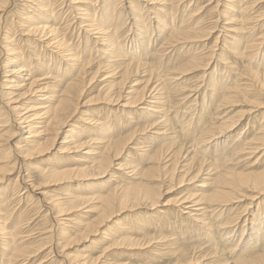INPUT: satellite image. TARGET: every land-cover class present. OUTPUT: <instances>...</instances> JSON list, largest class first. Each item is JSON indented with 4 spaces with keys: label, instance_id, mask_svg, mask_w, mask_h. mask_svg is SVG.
Masks as SVG:
<instances>
[{
    "label": "bare ground",
    "instance_id": "obj_1",
    "mask_svg": "<svg viewBox=\"0 0 264 264\" xmlns=\"http://www.w3.org/2000/svg\"><path fill=\"white\" fill-rule=\"evenodd\" d=\"M107 1L108 0H102L101 2L103 4H106ZM125 1L129 2L131 0H125ZM143 1L145 3H152L153 1H157V0H143ZM225 1H228V3H226L225 5V10L223 14L226 18L223 16L222 17L225 18V20L227 21L226 25L228 27H226L225 25V27L222 30L223 33H222L221 43L223 41H226L228 45H223L224 48L233 51L235 54H237V56L245 57L247 54H249L247 52L248 49L258 50L264 44L263 42L264 36L257 38L256 34H253L260 20L256 19L257 17L247 18L245 19V21H247L248 19H249L248 21H250L252 19L253 23H247V24L245 23L244 25L233 27L234 26L233 23L239 20L242 12L244 11V9L239 6L243 2L242 0H225ZM73 2L76 3L75 9L78 10L76 14L81 15L83 18V21L78 24L79 29L80 30L82 29L86 33V37L88 35L91 36L92 38L94 37V39H96V42L107 43L106 44L107 46L104 47L103 49L104 50L103 53H106V56L108 58L122 57L121 47H124L126 42L125 41L126 36H124V33L122 31L127 24L130 25L129 31H133L134 29L136 33L138 32L137 34L142 33V35L145 34L147 36L148 30H145L146 27L144 24L146 23V21L150 20V18H148L150 15L146 17H142V12L144 9H146V6H144L141 9V11H139L137 7L131 6L132 8L128 9V11H126V13L123 14L122 11L120 10L121 6L119 8H116L117 7L116 5L118 4L113 3L110 9H108L106 12L108 13L106 19L103 18L102 20H97L96 18L98 11L97 8H94L92 11H88L87 9L84 8V6L80 5L81 0H73ZM219 2L220 0H218L216 4L219 5ZM48 3L49 0H37V4L35 3L36 5H34V7L30 6L29 9L26 8L27 10L23 15L22 21L24 23H27L28 27H27V31L26 30L24 31L27 32L24 33V35L32 36L34 38V44L42 43L44 47H46V49H49L52 52H55L56 50V54L59 55L65 54L64 58L66 59L67 62L78 61V59L80 58L77 52L79 46L78 47L71 46V43L66 38V32L62 31L68 26L66 25L68 24L67 21L61 22L62 20L61 18H59L58 15L60 11L59 13H57L55 8H53V10H49L48 9L49 6L47 5ZM166 3H168L170 6L173 7L170 9V13L172 12V15L168 16L171 25L170 28L167 30L166 35H168L169 38L167 39L165 45L173 49L174 48L176 49L178 47L177 50L179 49L186 50L188 48L189 50L188 52L190 53V55H192L194 51L192 52L191 49L194 48L197 45V43L199 44V42L202 41L200 35L201 33H205V29H204L205 24H203V21L198 22L199 19L197 17L195 18L190 13V17H188V19L185 20L182 19V22H180L182 24H179L178 26L177 24L173 23L174 16L177 14L179 10L178 7L182 4L193 3V2L190 0H166ZM7 4H9V0H0V11H2V9L5 8ZM235 5H238L236 9H235L236 7ZM164 6L168 7V5H164ZM158 11L162 13L161 9H159ZM233 11H237L240 14L238 15L237 12H233ZM152 13L153 12H151V14ZM156 29L157 32L161 34L165 30V26L162 23H158V27ZM213 29L215 28L213 27L210 30H207L206 31L207 35L213 34L214 33ZM236 31H244L247 34H245V36L242 37L239 36L238 38L233 37L231 33H234ZM97 35H103V36L95 37ZM219 35L221 34L217 35L216 43H218L217 40H219ZM230 35H231V39L232 40L234 39L233 40L234 43L226 40L228 37H230ZM9 36L10 35H5V32L0 30V46L6 54L4 56V60L3 57L0 59V88L4 89V95L9 99L8 104L5 103L6 101L2 102L1 104L4 105L5 107H8L7 105L10 104L12 105L10 106V108L8 107L7 109L8 112L2 114L4 120L0 121V137H1L0 153L3 154L0 165V175H2L0 177V183L4 182L5 180H9L14 175L16 177V180H14V186L12 184L13 188L9 190V195L5 198L4 201L0 202V248L3 247L0 251V264H55V263L56 264H96L100 256L98 257V259H92L89 257H84V255L77 256L67 252H65V255L62 256L60 255L57 257V255H55V257L57 258L51 259L48 262L49 260L48 257L55 254V246H57V244L60 243L59 241L62 238L68 236L66 240L68 243L65 244L66 247L65 250L74 244L72 242L74 241L75 238H73L69 234L71 231L74 232L75 230L79 232L83 242L87 240H91L92 237L97 236L99 234L103 236L101 237L102 241H105L110 244V246L103 251L104 258L110 256V252L116 253L117 251H114L112 248L115 249L118 246H121V248L123 249L127 247L129 248L128 250H134L135 249L134 247L142 246V242L144 241L137 239L138 237H133L134 235L140 234V232L138 231V232H132L131 234H125L124 232H122L125 229L124 226L117 224L116 226L111 227L109 221H111L113 218L117 219V217L120 216V214L125 211L131 212L136 209H143V208H147L149 211H153L160 206L163 200H165L164 197L167 194L172 193V191H174V189L172 188L173 187L172 183L174 181H178V183H181L187 176L188 177L187 180L190 181L189 183H197L199 177L202 174L208 171L209 173H211L213 169L214 171L220 173V175L218 176V181H220V183L218 184V186L213 188L212 190L213 192L210 195V198L203 196L200 193L198 194L197 192V194L196 193L187 194L179 198V200L177 199L179 203L178 208L180 207V211L182 213L181 215H183L181 216L182 220L186 218L185 220L188 219L200 225L201 224L204 225L203 223H205V220L204 221L201 220V217L203 216L205 217L208 209L212 212H215L216 209L214 208V206L217 209L220 208L222 212H220V215H216V216L217 217L221 216L224 212L225 207H227L229 204L239 201L235 199L238 198L237 196H239L243 191L248 192V194L242 195L246 200H250V201L254 200L258 202L259 200L264 198V172H262L261 174H257L255 172L248 174H245L243 172L238 173L236 172V170L233 169V167L230 166L232 163H234V161L239 160L241 158V155L246 154V152L248 154V155L246 154L247 156L255 154V152L260 148V146H263L260 144V142L263 141L264 135L262 134H264V128H262V130H259L260 131L258 133L259 135L253 137L251 140L248 137L243 136L244 138L240 143L234 145L233 148L226 150L225 154H223V157L221 159H218V161H222V162L210 166L205 165V163L207 162L205 160V157H201V158L199 157L200 159L199 162H195L196 160L198 161L197 155H199V153L205 152L206 150L203 149L199 152L195 151V153L192 155V152H190L189 150L192 149L191 146L193 144L187 147L188 144L184 142H183L184 144L180 143L174 148L163 147L153 155L149 153L153 148L152 145H155L158 142L161 143L163 140H165L166 136L168 137L169 135H172L174 136L175 139L179 138L178 137L179 135L174 132L167 134L168 133L167 127L171 123L169 118L172 116L171 114H169V111L166 109L168 101H165V99L167 98L163 97V93H160L161 83L159 84L161 79L165 78L164 80H166V77H169L171 71L170 70L171 65L168 69H166L168 71H166L165 74L163 73L162 75H160L158 73L160 66L156 65L155 63L156 61L154 60V58L153 61L151 62V58L155 54H152V52H149L147 54H139L136 46H134L133 49L131 48V50L126 49L128 50L127 53L131 55V61H129V64H127V66L123 69V73L120 76V82L118 84L120 88H118L116 92L113 91L112 93H110L111 90H107V89L104 90L102 94L98 97V100H105L108 101V103L110 104L111 103L117 104L121 99H126L125 101L121 100L122 102H124L122 104V107H131L133 109H136V112H139L141 110L142 113L146 112L147 119L145 124H147V126L141 131L135 130L134 132L130 133L129 135L123 138L118 137L119 139H114L116 135L121 133L120 129L119 132L112 133V131L106 127L105 123H102L100 120L95 121V118L93 120L91 118H88L89 121L87 122V120H85L86 121L85 123L89 124L90 128L88 127L84 130H81V132L83 131L86 132L89 135L90 139L88 141H86V139L82 142L78 141L76 137L78 134L76 133L73 134L75 128L71 129L70 131L68 130V132H70V136H66V140H64L61 143L58 152L60 153L71 152L73 149L83 147L89 142L91 144L100 143L104 148L101 152L94 154L96 156L95 162H93V164L89 167L87 166L83 168H76L73 170L62 171L65 174L59 177L55 176L56 174L48 173V170L33 163L32 161L34 160L32 159H35L39 155L49 153L50 150L55 146L54 144L58 140L59 136L63 134L65 131H67L66 129L69 127V125H71L69 123L71 122L72 118L76 113H78L80 107H82L81 103H75V99L77 98L79 99L80 96L83 95L85 89L87 88L83 89L84 84L83 82L80 81V79H75L74 81L70 80L71 82L67 84L66 88L64 87L65 89L64 91H62L60 96L58 97H54V95L52 96L49 93L50 86L47 83L40 82V81H44L45 79H49L50 77L48 75L51 74V71L45 72L43 74H39V76H37V73L34 71L33 68L34 65L32 64L31 59L33 60V58L39 56H37L36 54H32L31 58H29L28 61L25 60L24 55L26 54L23 53L22 51L23 49L16 46H12L11 41L13 40ZM139 37H140L139 35H136L135 33L133 34V38H135V40L139 39ZM242 40L245 41V44H243L241 47H238L239 45L238 43L242 42ZM132 42L133 40L130 41L131 44ZM25 45H29V44L26 43ZM197 46L198 48L201 47L200 45ZM41 47L43 48L42 45L40 46V48ZM117 47L120 48L118 49ZM198 48L196 50H198ZM164 49L163 51H167ZM257 53L258 52H256V54ZM253 54H250L251 57L252 56L254 57L256 55ZM225 58L226 59L223 58L224 61L228 60L227 57ZM35 59H38L37 61L39 62V58H35ZM93 59H94L93 55H90L88 60L89 64L93 61ZM103 60H104V64L103 63L102 64L104 66L100 65L97 68V71L93 75L92 79H95L96 75L100 70L111 69L114 66H116V64H113L112 59L105 58ZM133 61H139V62L135 63ZM178 62H181V59L178 58L177 61H175L172 64V66L177 65ZM116 63L121 65V63L119 62ZM37 64L39 65V63ZM73 64L75 65V63ZM209 64H205L204 66L205 67L203 71L204 75H206L207 73ZM166 65H167L166 63H163L162 67L165 66L167 68ZM187 65H190L193 71H195V70H199L198 67H201L204 64L201 60H199L198 56L192 55L189 57V62ZM37 66H35V68ZM147 66L149 67L148 72L147 70L141 72L142 67H147ZM115 69L116 68L110 70V72L107 73V77L111 76ZM7 73L9 74L5 76V74ZM141 73H148V74H146L147 79L143 82L144 83L143 88L140 91L134 88L135 85L137 84H134L129 88H125V86L127 87L131 76L137 77L141 75ZM155 73H158L159 79L157 78L155 79V77H153V74ZM248 73L250 74V77L258 81L259 78L258 72H252V70H248ZM211 76H213V74ZM211 76L208 77V82H207L210 85L207 84V86L205 87L209 89L212 88V90L208 89L207 91H210L209 92V94H211L210 98L214 100L213 101L214 104L216 105L217 103V105L215 106L216 110L219 109L220 106H223L224 104H228L229 101L232 100L234 94L235 96L242 95L243 97L249 95L248 90H246L249 89L248 87H250L248 85L246 89L243 90L238 86L232 87L231 89L234 88L233 91L234 90L236 91L233 94L229 92L226 93L222 92L223 93L222 94L221 91L225 89L227 83L225 84L223 83L224 81L222 82L217 79H216L217 81H215V79L212 78ZM55 78L56 79L61 78L59 72H57ZM164 80L162 82L163 84H165ZM138 81L139 79L137 78L133 82L139 83ZM58 82L60 84L62 81L59 80ZM218 83L221 84L219 85ZM164 86L166 87V84ZM57 87L58 86H56V88ZM201 87L202 86H196L195 87L196 89L191 90L192 92L190 91L186 94L185 92L182 93L180 95L181 97L184 96V98H182V100L180 101L181 103H183L182 105L186 106L187 109L188 108L190 109L193 105L189 106L191 103L187 105L188 104L187 100L188 102L191 101L193 96L192 98H190L191 97L190 95L192 93H199ZM260 88L261 90H264L263 85ZM22 89L25 90L23 94H19V92L16 93L17 91H20ZM163 89L165 91L167 88H163ZM231 89L230 91H232ZM148 92L156 93L155 95L158 97L156 96L151 97L152 95L147 94ZM165 94L168 95V92L165 91ZM197 95L198 94H196V96ZM205 95L206 93L203 94L204 97ZM39 96L41 97L37 98ZM139 105L143 107H140ZM199 105L201 106V104ZM252 107L259 108L260 104L254 105ZM216 110L214 109V111ZM206 112L208 113V109L205 106L203 109V115H206ZM199 116L201 117L198 118V120H196V125L194 127L195 129H192L193 130L192 133L188 134L189 129L186 126L183 127L184 129H182V131L184 130L190 142H193L195 143V145H199L200 147H203L204 145L210 142H214L215 139L217 138L225 137L230 132H232L236 127H238L239 124L242 122L236 117L228 118L220 126H217L212 130V127L210 128L208 125L214 126L216 125V123L209 124L207 122L206 125H204V122H202L204 117H202V115ZM11 123L14 124L16 128L14 127L13 129H10ZM22 129L25 131L24 133L26 135L23 138H19L17 134L21 133ZM243 132L240 131L241 135ZM45 135H49V138L45 142L46 143L44 145L45 147L41 148L42 143L37 144L36 139L41 138ZM186 136L184 135V139L186 138ZM196 136L199 137L196 138ZM133 140L137 143L134 145V148L132 147L131 149L129 148V144ZM142 141H145L147 144L151 143L152 144L150 146L151 150L148 149V147L139 148L138 143H141ZM129 150H136L140 152V155L142 156L140 160L142 162H144L145 160L146 161L150 160V162L153 163V167L151 169L149 167L147 170L142 171L139 170L140 164L137 166L133 164H129V165L122 164L120 160L122 159V157L123 158L126 157L125 155L129 153ZM187 157L189 158L187 159ZM235 158H239V159H235ZM186 159L187 162L189 163L186 165L185 164L182 165L181 163ZM168 160L170 161L169 165L166 164ZM196 163L198 165H195ZM205 167H207V169H205ZM124 170H129V173H124V175L126 174V177H124L121 180L122 178L121 171ZM180 170L181 172L179 173ZM33 171H37L39 175H41L44 179L46 178V179L58 180V182L62 178H67V179L74 178L77 180L92 179V181L95 179H105L106 177H108V179L104 180L105 183L102 180V183L105 185V187L99 186L98 191H93V193L92 192L90 193L92 195L91 197L87 198V197L78 196L76 194L69 193L72 192V190H68L69 192H67V201L65 202H61L60 200L59 201L57 200V202L53 201L54 202L53 205L52 204L50 205L53 206L51 208L50 206L45 204V195L47 194V192L45 191L46 192L45 193L44 190H46L48 185L42 184L41 187L36 188V186L33 185L31 181L32 179L30 180V175H29ZM137 172H139V174ZM143 178L146 179L151 178L152 180H156V183L157 181H161V182L159 185H157L158 187L154 188L148 182H144ZM45 181L47 180H44V182ZM166 181L169 183V185H171V187L167 189V192L164 193V189L166 188L165 186L167 183ZM120 182L122 183L124 182V185L121 186L120 188H115V189L112 188L114 184L117 185ZM40 184L38 185L40 186ZM207 186L209 185L206 184L205 182H201V184L195 186V189L196 188L202 189ZM111 188L113 189V191L111 190V192H109ZM23 194H27V196L25 195V197H21V195ZM25 199H29L30 201L32 200L33 204L35 203V201L38 200L37 204L42 205V207L45 208V211L44 210L43 211L47 215L52 214L54 210L58 209L59 214L61 213L59 216L65 218V219L58 218L59 221L62 222L59 223L60 232H58L59 230L56 231V228L54 226H50L47 227L45 229L46 231L41 234L42 236L46 235L45 238L49 240L46 244L48 243L51 244L53 243L52 241H54V243L51 244L50 246L48 247L42 246L43 248L39 246V248H36L34 250H29L26 247H23V245L28 244L32 240V237L34 235L32 232L34 231L31 230L24 231L23 229L24 221L22 219L21 214L19 215L15 214L16 216H13V213L10 212L12 211L10 209L11 206L9 205L10 204L12 205L11 202L13 201L21 203ZM84 201L94 203V205L87 206L88 209L85 208L86 209L85 211L80 209L79 210L74 209L78 207L74 205L75 203L84 202ZM66 203L71 204V206L67 208L68 206L65 205ZM168 203L164 205H168ZM81 209H84V207ZM76 210L82 211L79 216L80 219H77L79 222L74 220L73 217H70V213L72 214V212ZM159 213L165 214V211L160 210ZM174 213H176L177 215V212L174 211ZM93 214H96L95 217L93 216ZM210 214L211 213H209V215ZM185 215L186 217H184ZM242 215L239 216L235 215L237 217L234 216L235 219L230 220L226 224L231 225L235 223L237 225V223L241 220L244 222L242 227V233H244L245 227L248 226L247 222L249 221L250 214H248V216H242ZM92 217H94L93 220L86 222V220L90 218L92 219ZM208 218H206V220ZM26 228L28 229V227ZM145 228H146L145 226H141L140 230ZM251 231L253 232V234H250L251 239L247 244L246 248H248L249 245L251 246L253 242L255 243L254 246L251 247V250L248 251L246 250V252L242 254V257L245 259L242 262V264H264V218L259 223V225L256 226L254 225L251 228ZM179 235L178 237H180ZM162 239H166V238H161V240ZM82 241L81 242L79 241L78 243H83ZM152 241L153 239H150L148 241V245H150ZM12 246L14 248H12ZM145 246L147 247V245ZM43 253L46 256L44 258L42 257L43 260L42 258L41 260H39L40 256ZM187 254L188 252L186 250H181V253H179V257H182V260L177 258V262L175 264H196V262L200 260L198 257L196 258L194 256V258L192 257L188 258V260H186L185 263L183 257L187 256ZM99 263L101 264V262Z\"/></svg>",
    "mask_w": 264,
    "mask_h": 264
},
{
    "label": "rangeland",
    "instance_id": "obj_2",
    "mask_svg": "<svg viewBox=\"0 0 264 264\" xmlns=\"http://www.w3.org/2000/svg\"><path fill=\"white\" fill-rule=\"evenodd\" d=\"M101 1L102 0H81L80 5L84 6V8L87 9L88 11H92L94 8H97L98 9L96 15L97 20H102L103 18L106 19V17L108 16V13L106 12L108 9H110L113 3L118 4L116 5L117 6L116 8H119L121 6L120 10L122 11L123 14H125L126 11H128V9L132 8L131 6L137 7L139 11H141V9L144 6H146V9H144L142 12V17H146L150 15L148 17L150 18V20L146 21V23L144 24L146 27L145 30H148L147 36L145 34L142 35V33L137 34L138 32L136 33L134 29L133 31H129L130 29L129 24L125 26L122 32L124 33V36H126L125 37L126 42L124 47H121L122 57L108 58L106 56V53H103L104 52L103 49L104 47L107 46L106 45L107 43L96 42V39H94V37L92 38L91 36L88 35L86 37V33L82 29L81 30L79 29L78 24L83 21V18L81 15L76 14L78 10L75 9L76 3L73 2V0H63V1L49 0V3L47 5L49 6L48 7L49 10H53V8H55L57 13H59L60 11L58 15L59 18H61L62 20L61 22L67 21L68 23L66 24L68 26L62 31L66 32V38L71 43V46H76V47L79 46L77 52L80 58L78 59V61L75 62H67L66 59L64 58L65 54L63 55L56 54V50L55 52H52L51 50L46 49V47H44L42 43L34 44V38L32 36L24 35V33H27L24 31L25 30L27 31L28 24L22 21L23 15L27 10L26 8L29 9L30 6L34 7V5L37 4V0H27V2L26 0H9V4H7L6 7L2 9V11H0V17H2L0 18V26H1L0 30L4 31L5 35H10L9 37H11V39L13 40L11 41L12 46L22 48L23 53L26 54L24 55V57L25 60L27 61L29 58H31L32 54H36L37 56H39V57H35V58H39V62L37 61L38 59L35 58H33V60L31 59L32 64L34 65L32 66L34 68V71L37 73V76H39V74H43L45 72L51 71V74L48 75L50 78L40 82L47 83L50 86L49 93L52 96L53 95L54 97L60 96L62 91H64V89L66 88L67 84L71 82L70 80L74 81L75 79H80V81L83 82L84 84L83 89L87 88L85 89L83 95H81L79 99L78 98L75 99V103H81L82 107H80L78 113H76L72 118L71 122L69 123L71 125H69V127L66 129L67 131H65L63 134L59 136L58 140L54 144L55 146L50 150L49 153L39 155L35 159H32L34 160L32 161L33 163L48 170V173L56 174L55 176L57 177L65 174L62 171H68L76 168L91 166L96 159V156L94 154L101 152L104 148L100 143L91 144L89 142L83 147L73 149L71 152H67V153L58 152L61 143L64 140H66V136H70V132H68V130L70 131L71 129L75 128L73 134L75 133L78 134L76 136L78 141L82 142L85 139L86 141L90 139L89 135L86 132L84 131L81 132V130H84L88 127L90 128L89 124L85 123L86 122L85 120H87V122L89 121L88 118H91L92 120L95 118V121L100 120L102 123H105L106 127L109 128L112 131V133L119 132L120 129L121 133L116 135L114 139H119L121 137L123 138L129 135L130 133L134 132L135 130L141 131L147 126V124H145L147 119L146 112L142 113V110L136 112V109H133L131 107H122V104L124 102H122L121 100L125 101L126 99H121L117 104L115 103L110 104L108 103V101L98 100V97L102 94L104 90L106 89L111 90L110 93H112L113 91L116 92V90L120 88V86L118 85L120 82V76L123 73V69L127 66V64H129V61H131V55L127 53L128 50L126 49L131 50V48L133 49L134 46L137 47L139 54H147L149 52L155 54L151 58V62L153 61L154 58V60L156 61L155 62L156 65L160 66L158 70V73L160 75H162L163 73L165 74L166 71H168L166 69H168L171 65L170 67L171 71L169 77H166V80H164L165 78H163L159 82V84L161 83L160 93H163V97L167 98L165 99V101H168L166 109L169 111V114H171L172 116L169 118L171 123L167 127L168 128L167 134L174 132L179 135L178 136L179 138L177 139H175L174 136L172 135H169L168 137L166 136L165 140H163L161 143L158 142L155 145H152L151 143L147 144L145 141H142L141 143H138L139 148L148 147V149H150L151 148L150 146L152 145L153 148L152 150L150 149L151 151L149 153L153 155L163 147L174 148L180 143L181 144L187 143L188 144L187 147H189L190 145L193 144L191 146L192 149L189 150L190 152H192V155L195 153V151L199 152L203 149L206 150L205 152L199 153V155H197L198 161L196 160L195 162H199L200 160L199 157L200 158L205 157V160L207 161L205 165L210 166L222 162V161H218V159H221L223 157V154H225L226 150H229L233 148L234 145L240 143L244 137H248L251 140L253 137L259 135L258 134L260 132L259 130H262V128H264L262 127L264 126L263 123L264 122V90H261L260 88L263 85V89H264V44L260 49L258 50L256 49L257 51L248 49L247 52L249 54H247L245 57L237 56V54H235L233 51L224 48L223 45H228V44L226 43V41H223L221 43V38L223 33L222 30L227 22L225 20L226 17L223 14L225 10V5L226 3H228V1L220 0L218 5L216 4L218 0H190L193 3L182 4L178 7L179 10L177 14L174 16L173 23L179 26V24H182L180 23L182 22V19L184 20L188 19L191 13V15H193L195 18L197 17L199 19L198 22L203 21V24H205L204 25L205 28L203 27L205 29V33H201L200 35L202 41H200L199 44L197 43V45H200L201 47L199 46L200 48H198V46L196 45L195 46L196 48L195 47L192 49L190 48L192 52L194 51L192 55L198 56L199 60H201L204 64L203 66L198 67L199 70H195V71H193L190 65H187L189 62V57L192 56L188 52L189 51L188 48L186 49L187 51L185 49L177 50L178 47L176 49L175 48L173 49L165 45L167 39L169 38L168 35H166L167 30L170 28L171 25L168 16L172 15V12L170 13V9L173 7L170 6L168 3H166V0H157V1H153L152 3H145L143 0H131L129 2L125 0H108L106 4H103ZM242 2L243 3H241L239 6L242 7L244 11L242 12L239 20L233 23L234 24L233 27H238L239 25H244L245 23L246 24L253 23L252 19L250 21H248L249 19L245 21V19L257 17L256 19L260 20V22H258V26L253 34H256L257 38L263 37L264 36V15H263L264 0H242ZM164 5H168V7ZM216 5L218 6V8ZM235 6L236 9L238 5ZM162 8H164L165 10ZM159 9H161L162 13L158 11ZM151 12L153 13L151 14ZM233 12H237V11H233ZM237 14L239 15L240 13L237 12ZM222 16L225 18H223ZM158 23H162L165 26V30L161 34H159L156 29L158 27ZM213 27L216 29V30L213 29L214 33L211 35H207L206 31L210 30ZM226 27L228 26L226 25ZM134 33L140 36L139 39L135 40V38H133ZM218 34L221 35H219V40H217L218 43H216V37ZM245 34L247 33H245L244 31H236L234 33H231L233 37H237V38L239 36L241 37L245 36ZM231 35L230 37L225 39L227 41L234 43L233 41L234 39L233 40L231 39ZM99 36L101 37L103 35H97L95 37H99ZM131 40H133L134 42V43L132 42L133 45L130 43ZM26 43L29 45H25ZM238 44H239L238 47H241L243 44H245V41L242 40V42ZM41 45L43 46V48L42 47L40 48ZM117 48L119 49L120 47ZM197 48L198 50H196ZM163 49L167 51H163ZM255 51L258 53L256 54ZM250 54L253 55L256 54V55L254 57L252 56L253 57L252 58ZM5 55L6 54L4 50H2L0 46V59L3 57L4 60ZM90 55H93L94 59L89 64L88 60ZM225 57H227L228 60L224 61L223 58L226 59ZM105 58L112 59L113 64H116V66H114L111 69L100 70L96 75L95 79H92L93 75L97 71V68L100 65L104 66L103 59ZM178 58L181 59V62H178L177 65L172 66V64L175 61H177ZM116 62L121 63V65H119ZM133 62L138 63L139 61H133ZM37 63H39V65ZM73 63H75V65ZM163 63L167 64L166 65L167 68L165 66L162 67ZM205 64H209L206 75H204L203 72L205 68L204 67ZM35 66L37 67L35 68ZM114 68L116 69L114 70L113 74L107 77V73H109L110 70ZM148 69H149L148 66L142 67L141 72L145 70H147L148 72ZM248 70H252V72L259 73L258 81L250 77ZM57 72L60 73L61 78L58 79L55 78ZM158 73L153 74V77H155V79L156 78L159 79ZM8 74L9 73L5 74V76ZM146 74L148 73H141V75L137 77L131 76L129 83L127 87L125 86V88H129L130 86L137 84L135 85L134 88L140 91L143 88V84H144L143 82L147 79ZM212 74L213 76H211ZM209 76L214 78L215 81L220 80L222 82L224 81L223 83L225 84L227 83L225 89L223 90L221 89L222 90L221 93L229 92L233 94L236 91L235 90L233 91L234 88L231 89L232 87L238 86L243 90L246 89L248 85L251 87V88L248 87L249 89H246L248 90L249 95L243 97L242 95L235 96L234 94L235 97L233 96L232 100H230L228 104H224L223 106H220V108L216 110L215 106L217 105V103L216 105L214 104L213 102L214 100L210 98L211 97V94H209L210 91H207L209 88L205 87L207 86V84H209L207 83ZM137 78L139 79L138 81L139 83L133 82ZM57 80L58 81L60 80L62 82L59 84ZM163 80L166 84V87L164 86L165 84L162 83ZM218 84L220 85L221 83ZM56 86L58 87L56 88ZM196 86H202V87L199 93H192L190 95L191 96L190 98H192V96L193 98L189 102L187 100L188 103L187 105L191 103L189 106L192 105L193 106L190 109L189 108L187 109L186 106H183L182 105L183 103L180 102L182 98H184V96L181 97L180 95L184 92L186 94L191 90L196 89L195 88ZM163 88H167L165 91L168 92V95L165 94ZM230 89L232 91H230ZM209 90H212V88H210ZM0 92H1L0 114L2 115L8 112L7 110L8 107L10 108V106L12 105L10 104L7 105L8 107H5L4 105L1 104L4 101H6L5 103L8 104L9 99L4 95V89L0 88ZM18 92L19 94H23L25 90L22 89L20 91H17L16 93ZM204 93H206L205 97L203 96ZM147 94L149 95L151 94L152 95L151 97L156 96L155 95L156 93L153 92L152 93L148 92ZM196 94H198L199 96L198 95L196 96ZM40 97L41 96L37 98ZM199 104H201V106ZM257 104H260L259 108L252 107ZM139 106L143 107L141 105ZM205 106L208 109V113L206 112V115H203V109ZM214 109L216 111H214ZM1 115H0V121L4 120L3 115L2 116ZM199 115H202V117H204V119L202 120V122H204V125H206L207 122L209 124L216 123V125L214 126L208 125L210 128L212 127V130L217 126H220L228 118L236 117L242 122L239 124L238 127H236L232 132H230L225 137L217 138L215 139L214 142H210L204 145L203 147H200L199 145H195V143L190 142L184 130L182 131V129H184L183 127L186 126L190 130V131L188 130V134L192 133L193 131L192 129H195L194 127L196 125V120H198V118L201 117ZM14 127L16 128V126H14V124L11 123L10 129H13ZM240 131L241 132L244 131L242 135ZM24 132L25 131L22 129V132L17 134L19 138H23L26 135ZM184 135L186 136L187 139L186 138L184 139ZM198 137L199 136H196V138ZM48 138L49 135H45L41 138L36 139V142L37 144L42 143L41 148H43L45 147L44 145L46 144L45 142ZM136 143L137 142H135L134 140L131 141V143L129 144V148L131 149L132 147L134 148V145ZM260 144L263 146H260V148L256 151L257 153L255 152V154L247 156L248 154L246 152L247 155L246 154L241 155L240 159L235 158L239 160L234 161V163H232L230 166L233 167V169L236 170V172L238 173L243 172L245 174H248L255 172L257 174H261L262 172H264V137H263V141H261ZM2 155L3 154L0 153V165H1ZM125 156H126L125 158L122 157V159L120 160L122 164L125 165L133 164L136 166L140 164L139 170L142 171L147 170L149 167L150 169L153 167V163H151L150 160L148 161L145 160L144 162H142L140 160L142 156L140 155V152L136 150H129V153H127V155ZM188 158L189 157H187V159ZM187 159L183 161L181 164L182 165L188 164L189 162H187ZM166 164L169 165L170 161L168 160ZM195 165L198 164L196 163ZM205 169H207V167H205ZM124 171H121V176H122L121 180L124 177H126V174L124 175V173H129V170H124ZM180 172L181 170L179 171V173ZM213 172H215L216 175ZM137 173L139 174V172ZM29 175H30V180L32 179L31 181L33 185L36 186V188L41 187L42 184L48 185L46 190H44V192L45 191L47 192V194L45 195V204H47L48 206H50L51 204L53 205L54 203L53 201L55 202H57V200L58 201L60 200L61 202L67 201V192H69L68 190H72V192L69 193H73L78 196L87 197V198L91 197L92 195L90 193L91 192L93 193V191H98L99 186L105 187V185L102 183V180L104 181L108 179V177H106L105 179H95L92 181V179L77 180L74 178H69V179L62 178L58 182V180L46 179V178L44 179L41 175H39L37 171L31 172ZM219 175L220 173L214 171L213 169L211 173H209L208 171L202 174L199 177L197 183H189L190 181L187 180L188 178L187 176L181 183H178V181H174L172 183L173 185L172 188L174 189V191H172V193H169L164 197L165 200L162 201V203L157 209L153 211H149L147 208H143V209H136L131 212L125 211L121 213L120 216L117 217V219L113 218L111 221H109L111 227L112 226L114 227L117 224L124 226L125 229L122 232H124L125 234H131L132 232L139 231L140 234L134 235L133 237H138L137 239L144 240L142 242V246L134 247L135 248L134 250H128L129 248L127 247L123 249L121 248V246H118L115 249L112 248L114 251H117L116 253L110 252V256L104 258L103 251L107 247H109L110 244L105 241H102L101 237L103 236L99 234L97 236L92 237L91 240H87L83 242L79 232L75 230L74 232L71 231L69 234L73 238H75L74 241L72 242L74 244L65 250L66 248L65 244L68 243L66 241L68 236L62 238L59 241L60 243L57 244V246H55V254L48 257L49 258V260L47 259L48 262L51 259H56L60 255L61 256L65 255V252H67L77 256L84 255V257H89L92 259H98V257L100 256L96 264H100L99 262H101V264H175L177 262V258L182 260V257H179V253H181V250H186L188 254L187 256L183 257L184 262L188 260V258L191 257L194 258L195 256L196 258L198 257L200 259L199 261L196 262V264H242V262L245 260L242 257V254H244L246 250L247 251L251 250V247L254 246L255 243L253 242L251 246L249 245L248 248H246L247 244L251 239L250 234H253L251 228L254 225L255 226L259 225V223L264 218V198L259 200L258 202L254 200L253 201L246 200L242 195H246L248 194V192L243 191L239 196H237L238 198L235 199L239 201H236L235 203L229 204L227 207H225L224 212L221 216L218 217L216 216V215H220V212H222L220 208L217 209L214 206V208L216 209L215 212L217 213L212 212L208 209L205 217L204 216L201 217V220L203 221L205 220V223H203L204 225L202 224L200 225L188 219L185 220L186 218L182 220L181 216L183 215H181L182 213L180 211V207L178 208L179 203L177 199L179 200V198L187 194H195V193L197 194L198 192V194L200 193L203 196L210 198V195L213 192L212 191L213 188L218 186V184L220 183V181H218ZM1 176L2 175H0V177ZM143 179L144 182H148L154 188L158 187L157 185H159L161 182V181H157L156 183V180H152L151 178L150 179L143 178ZM14 180H16L15 175L11 177L9 180H5L4 182L0 183V202L4 201L5 198L9 195V190L12 189L14 186ZM44 180L47 181L44 182ZM201 182H205L209 186L204 187L202 189L201 188L195 189V186H198V184H201ZM38 184H40V186ZM123 185L124 182L123 183L120 182L117 185L114 184L112 188L113 189L120 188ZM165 187L166 188L164 189V193L167 192V189H169L171 185H169V183L167 182ZM112 188L110 189L109 192H111V190L113 191ZM25 195L27 196V194H23L21 195V197H25ZM37 201H35V203L33 204L32 200L30 201L29 199H25L21 203L13 201L11 202L12 205L11 204L9 205L11 206L10 209L12 211L10 212L13 213V216L21 214L22 219L24 221L23 222L24 231L27 230L34 231L32 232L34 234L32 240L28 244L23 245V247H26L29 250H34L36 248H39V246L48 247L51 244H53L54 241H52L53 243L51 244L50 243L46 244L49 240L45 238L46 235L42 236L41 234L44 233L46 231L45 229L50 226H54L56 228V231H58L60 229L59 223H62L59 221L58 218H64L59 216L61 213L59 214L58 209L54 210L52 214L47 215L44 212L45 208H43L42 205L37 204ZM166 203H168V205H164ZM65 205L68 206L67 208L71 206V204L68 203H66ZM74 205L78 206L77 208L74 209L77 210L80 209L85 211L86 209H88L87 206H93L94 203L84 201V202H77ZM50 207L52 208L53 206ZM83 207L84 209H81ZM244 208L246 212L244 211ZM77 210L72 212V214L70 213V217H73L74 220L79 222L77 219H80L79 216L82 211H77ZM160 210L165 211V214H160L159 213ZM174 211L177 212V215L176 213H174ZM209 213L211 214L209 215ZM248 214H250V217H249V221L247 222L248 226L245 227L244 233H242V227L244 223L243 221L240 220L237 223V225L234 223L236 227L234 226V224L231 225L226 224L230 220H234L235 217L239 215L248 216ZM95 215L96 214H93L94 217ZM94 217H92V219L90 218L86 220V222L93 220ZM184 217H186V215ZM206 218H208L207 219L208 221L206 220ZM141 226H145L146 228L140 230ZM26 227H28V229ZM58 232H60V230ZM178 235L180 237H178ZM161 238H166V239H162L163 240L162 241ZM150 239H153V241L150 243V245H148V241ZM79 241L80 242L82 241L83 243H78ZM145 245H147V247ZM2 248H0V251ZM12 248L14 247L12 246ZM45 254L43 253L40 256L39 260H41L42 257L44 258L46 256ZM55 255H57V257H55Z\"/></svg>",
    "mask_w": 264,
    "mask_h": 264
}]
</instances>
